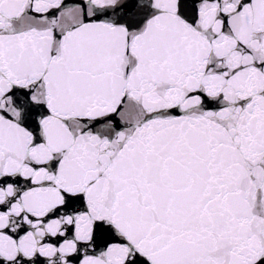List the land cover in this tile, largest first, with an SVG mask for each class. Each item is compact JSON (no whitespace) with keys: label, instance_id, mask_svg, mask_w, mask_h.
Masks as SVG:
<instances>
[{"label":"snow or ice","instance_id":"1","mask_svg":"<svg viewBox=\"0 0 264 264\" xmlns=\"http://www.w3.org/2000/svg\"><path fill=\"white\" fill-rule=\"evenodd\" d=\"M0 264H264V0H0Z\"/></svg>","mask_w":264,"mask_h":264}]
</instances>
